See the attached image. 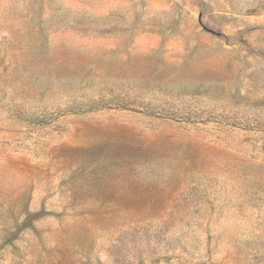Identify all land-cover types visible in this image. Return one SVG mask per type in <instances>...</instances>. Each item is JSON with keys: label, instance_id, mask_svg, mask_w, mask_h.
Returning <instances> with one entry per match:
<instances>
[{"label": "rangeland", "instance_id": "rangeland-1", "mask_svg": "<svg viewBox=\"0 0 264 264\" xmlns=\"http://www.w3.org/2000/svg\"><path fill=\"white\" fill-rule=\"evenodd\" d=\"M0 264H264V0H0Z\"/></svg>", "mask_w": 264, "mask_h": 264}]
</instances>
